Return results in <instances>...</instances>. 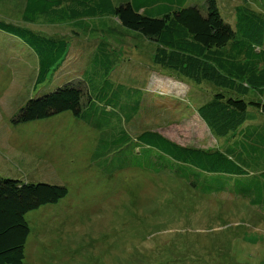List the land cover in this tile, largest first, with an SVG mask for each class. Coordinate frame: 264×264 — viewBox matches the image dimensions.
Returning <instances> with one entry per match:
<instances>
[{"label": "rangeland", "instance_id": "obj_1", "mask_svg": "<svg viewBox=\"0 0 264 264\" xmlns=\"http://www.w3.org/2000/svg\"><path fill=\"white\" fill-rule=\"evenodd\" d=\"M13 1L0 0V21L68 42L60 67L35 85L36 55L0 31V177L67 189L57 203L25 214L23 264H264V214L238 193L236 177L186 180L152 171L131 142L101 147L102 137L124 129L132 138L157 131L180 145L224 150L231 139L213 138L196 118L199 101L215 90L158 68L155 43L138 33L116 26L120 41L102 40L106 27L117 25L114 18H95L99 33L92 38L70 23L29 26L10 7ZM216 1L229 24L237 5L264 19V0ZM99 40L110 54L108 77L92 68ZM67 83L98 103L82 106L80 118L66 111L16 121L28 100ZM249 97L264 103V91Z\"/></svg>", "mask_w": 264, "mask_h": 264}, {"label": "trees", "instance_id": "obj_2", "mask_svg": "<svg viewBox=\"0 0 264 264\" xmlns=\"http://www.w3.org/2000/svg\"><path fill=\"white\" fill-rule=\"evenodd\" d=\"M118 1L116 5L114 0H22L21 3L15 0L10 7L17 8L15 13L19 11V19L29 26L39 21L70 23L89 32L92 38L99 33L95 18H114L117 25L107 26L102 40L110 42L115 38L119 42L116 26L138 33L155 43L152 61L158 68L199 86L210 85L215 91L210 98L199 101L196 118L213 138L231 139L224 150L180 145L157 131H143L132 138L124 129L102 137L101 147L131 142L140 149L139 153L148 156L154 165L152 171L175 174L186 180L192 174L207 176L203 178L213 174L236 177L238 193L264 214V103L249 97L264 91L263 17L245 5H237L234 20L229 24L216 0H203L201 4H192L191 0ZM0 31L21 40L36 55L35 85L45 82L67 55L65 39L49 38L3 21ZM104 44L99 40L90 57L97 55L92 68L108 77L106 65L110 63V54ZM83 94L80 85L67 83L28 100L16 121L42 119L66 111L80 118L82 106L86 104L93 109L98 103L90 100L89 95L86 101ZM137 109L125 123L132 121ZM97 154L96 150L94 159ZM66 194L63 186L0 177V264H23L30 232L25 214L57 203Z\"/></svg>", "mask_w": 264, "mask_h": 264}]
</instances>
